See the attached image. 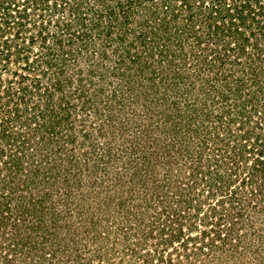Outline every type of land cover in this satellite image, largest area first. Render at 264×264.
I'll use <instances>...</instances> for the list:
<instances>
[{
	"label": "rangeland",
	"instance_id": "obj_1",
	"mask_svg": "<svg viewBox=\"0 0 264 264\" xmlns=\"http://www.w3.org/2000/svg\"><path fill=\"white\" fill-rule=\"evenodd\" d=\"M5 1L0 264H264V56L222 30L244 0Z\"/></svg>",
	"mask_w": 264,
	"mask_h": 264
},
{
	"label": "trees",
	"instance_id": "obj_2",
	"mask_svg": "<svg viewBox=\"0 0 264 264\" xmlns=\"http://www.w3.org/2000/svg\"><path fill=\"white\" fill-rule=\"evenodd\" d=\"M38 2V1H36ZM44 2V1H43ZM6 1L5 0H0V12L2 13V15H4V11L5 9H9L11 7V5L13 4L12 2H10V4L8 5V7L6 6ZM256 3V4H254ZM261 0H244V2L242 3L241 7L236 6L235 10L237 12V14H233L231 15V13L229 14L230 16V22L228 23V25L226 24L227 29H222L221 26L218 27V25H216L214 28H216V30H220L222 29L223 31H226V33L229 31L228 35H229V41H228V47L232 46V50H234L235 54L238 56H242L246 53V51H248L250 45H252L254 48H256L260 54H258V56L261 58V56H264V46L262 48V46L259 45V39L261 38V36H263V39L261 38V41L264 40V5L262 6ZM259 5V8L257 9L255 6ZM19 17H17V19L19 20H23L25 17H28V14L22 13V12H18ZM26 14V15H25ZM9 15H11V13H9ZM12 17V16H11ZM9 22L5 21V24H8ZM228 30V31H227ZM218 33V32H217ZM254 44H252V40H254ZM259 38V39H258ZM240 59V58H238ZM237 59V60H238ZM239 61V60H238ZM240 62V61H239ZM258 70V69H256ZM259 71L261 72H257L256 74H254L253 76V83L254 86L258 87V90H254L253 92H249L248 98L242 103L244 106L241 108V117H247L246 114L248 112V110H254L257 113H259V107H258V102H257V97H259V93H260V89L262 91V87L260 85H262L261 83L263 82V77L262 75H264V69L262 67L259 68ZM238 82H243L242 79H238ZM1 88V87H0ZM24 91H27V88H23ZM261 94V93H260ZM234 96L235 99H241V94L240 92H234ZM1 105V103H0ZM237 118H238V114H237ZM248 118V117H247ZM251 118V116H250ZM244 119V118H242ZM236 120L235 118H231L229 124L231 123H235ZM243 123V122H242ZM245 124V123H244ZM8 130L4 127V126H0V140L2 138L5 137V135H9L10 132H7ZM10 137V136H7ZM233 136L231 135V138ZM250 140V134L247 133L246 136H242L243 140ZM237 140L239 138H236ZM225 140V139H224ZM241 141V140H238ZM247 145L245 144L244 146L242 145V149L241 150H246ZM4 153H5V149L2 148V145L0 143V160L4 157ZM264 144H263V148H261L260 152L258 153L257 159H256V166L259 165V167L264 166ZM16 161L15 159H11V161H5L4 164L6 167H9V165L11 164V162ZM263 168V167H262ZM2 172H0L1 175ZM231 193V192H230ZM236 194V193H235ZM235 198H238L235 197ZM231 199V197H230ZM242 201V200H240ZM223 207H224V201H222ZM257 205V203H255V206ZM215 209V208H214ZM220 236V234H219Z\"/></svg>",
	"mask_w": 264,
	"mask_h": 264
}]
</instances>
